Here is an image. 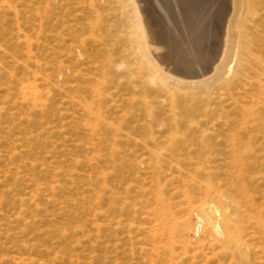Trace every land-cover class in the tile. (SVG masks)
Returning a JSON list of instances; mask_svg holds the SVG:
<instances>
[{
	"label": "rangeland",
	"instance_id": "1",
	"mask_svg": "<svg viewBox=\"0 0 264 264\" xmlns=\"http://www.w3.org/2000/svg\"><path fill=\"white\" fill-rule=\"evenodd\" d=\"M88 1L0 0V264H151L140 248L150 250L161 241L149 234L155 225L156 187L146 161L158 136L153 125L166 122L168 111L167 102H158V86L146 85L154 75L146 65L148 52L136 16L141 15L145 29L142 7L155 12L156 5L153 0H94L107 5L93 10ZM250 3L254 16L249 26L257 31L250 30V78L255 83L244 97L249 108L264 90V0ZM210 6L202 9L205 18L217 7ZM110 61L133 70L113 69ZM32 88L40 99L31 95ZM261 98L260 123L247 145L249 162L258 159L259 164L244 175L245 197L251 200L245 201L260 215L255 209L242 213V235L254 247L249 258L225 264H264L259 249L264 238ZM143 99L153 108L151 121L140 104ZM236 107L224 115L212 105L210 120H239ZM179 117L186 121L184 114ZM173 131L197 138L204 129L183 124ZM187 152L190 162L198 163L196 152ZM176 155L184 159V153ZM170 182H164V197L181 218L183 200L175 193L179 184Z\"/></svg>",
	"mask_w": 264,
	"mask_h": 264
},
{
	"label": "bare ground",
	"instance_id": "2",
	"mask_svg": "<svg viewBox=\"0 0 264 264\" xmlns=\"http://www.w3.org/2000/svg\"><path fill=\"white\" fill-rule=\"evenodd\" d=\"M138 1L145 3V0ZM153 1L156 5L155 12L142 7L145 29L140 22L141 15L136 13V16L139 33L148 52V60L145 61L149 66L148 70L152 71L149 74L161 77L149 78L148 75L150 81L146 85L158 86L157 90L161 92L158 102H167L166 122L169 128L166 122L153 125L152 130L158 136L153 139L154 149L150 160L146 161L150 165V177L157 189L153 192L156 209L151 212L155 225L152 227L150 222L152 228L150 227L149 234L161 237V241L154 246L151 240L153 248L147 250L142 247L140 251L143 256H150L146 258L151 264H196L200 259L207 264L212 259H216V264H225L235 257L247 259L251 256L254 245H250V240H245L242 235V213L250 209L256 210L260 215L259 209L253 207L252 202L248 203L250 199L245 197V172L259 164L258 159L255 164L249 162L247 145L252 143V131L260 123L258 117L261 110L258 108L262 103L261 97H264L263 90L260 92V99H254L251 107H247V88L255 83L254 78H250L249 67V42L254 34L251 32L250 35L253 27L250 29L249 26L251 16H254L252 3L249 5V0L246 5L242 0H167L166 5H163L165 0ZM91 2L89 7L93 10L107 5L104 1L96 5L93 4L94 0L88 1ZM208 3L217 7H213L211 14L205 18L202 9ZM243 7L246 8L245 11ZM153 56L155 60L152 59ZM109 64L119 71L133 70L132 67L124 66V63L110 61ZM142 67L143 65L139 69ZM260 79L257 81L259 85ZM133 88L138 89L135 86ZM97 89L94 90L97 92ZM171 89L194 93L179 96V93L170 94ZM37 92L38 89L32 88L31 95L40 99L37 97L41 95ZM140 104L147 110V118L151 121V103L143 99ZM212 105L219 107L224 115L229 114L232 106H237L233 108V112L238 111L241 118L231 120L220 116L210 120L214 112L210 108ZM182 114L186 121L179 117ZM183 124L189 125V129L193 130L204 129L202 136H175L173 130ZM188 150L196 152L198 163L190 162ZM176 152L184 153V159L177 156ZM165 181L179 184L175 193L183 200L179 204L181 218L172 213L173 209L164 197V190H167ZM262 222L259 224V221L257 226H261ZM263 242L264 238L262 249L259 248L262 253ZM205 249L210 254H205Z\"/></svg>",
	"mask_w": 264,
	"mask_h": 264
}]
</instances>
